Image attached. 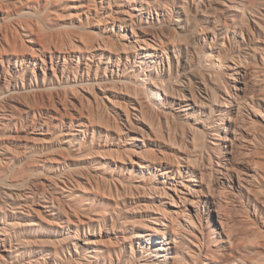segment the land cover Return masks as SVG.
I'll return each instance as SVG.
<instances>
[{
	"label": "rangeland",
	"instance_id": "obj_1",
	"mask_svg": "<svg viewBox=\"0 0 264 264\" xmlns=\"http://www.w3.org/2000/svg\"><path fill=\"white\" fill-rule=\"evenodd\" d=\"M0 209V264L264 257V0H0Z\"/></svg>",
	"mask_w": 264,
	"mask_h": 264
},
{
	"label": "bare ground",
	"instance_id": "obj_2",
	"mask_svg": "<svg viewBox=\"0 0 264 264\" xmlns=\"http://www.w3.org/2000/svg\"><path fill=\"white\" fill-rule=\"evenodd\" d=\"M146 4H149V3H146ZM135 11H139V12H141V11H143V10H145V7H144V5H141V7L140 8H138V7H136L135 9H134ZM96 11V10H95ZM87 17V16H86ZM106 17V16H105ZM90 18V17H89ZM97 21V20H96ZM119 21V20H118ZM122 21V20H121ZM33 24V23H32ZM98 26V25H97ZM125 26V25H124ZM126 29V28H125ZM152 37H154V36H152ZM80 40V39H79ZM151 40V39H150ZM145 41V40H144ZM144 41H142V43L143 44H145V47H143V46H140L141 47V49H144V50H146V53L143 55V57H144V59H146V60H151V59H159V50H158V48H156L155 47V45H150L148 42H144ZM102 42V41H101ZM89 43H91V42H89ZM104 43H105V41H104ZM161 43V42H160ZM92 44V43H91ZM141 44V43H140ZM157 44V43H156ZM83 45V44H82ZM100 45V44H99ZM98 45V46H99ZM45 46V45H44ZM91 46V45H90ZM158 46V45H157ZM131 47V46H130ZM65 48H66V46H65ZM64 48V49H65ZM71 48V47H70ZM78 48V47H77ZM46 49V48H45ZM87 49H88V47H87ZM66 50V49H65ZM117 51V50H116ZM49 53V52H48ZM65 54V53H64ZM162 54V53H161ZM52 59V61H53V57H51ZM63 58V57H62ZM70 58V57H69ZM65 60V59H64ZM156 60H153L152 61V63H155L156 62ZM158 62V61H157ZM139 63V62H138ZM143 63V62H142ZM45 65V64H44ZM150 67V66H149ZM146 76V75H145ZM147 78V77H146ZM145 79V78H144ZM145 81V80H144ZM145 83V82H144ZM139 85V84H138ZM142 85V84H141ZM144 85V84H143ZM145 85H147V83L145 84ZM144 85V86H145ZM165 85V84H164ZM161 86V85H160ZM154 87V86H153ZM165 87V86H164ZM155 88L157 89V91H155L154 90V92H155V94L157 95V97L160 95V90H163V89H161V88H159V87H156L155 86ZM167 88V87H166ZM149 92H151V91H149ZM148 92V93H149ZM153 94V93H152ZM149 95V94H148ZM154 95V94H153ZM229 98H231V97H229ZM157 101H158V99H157ZM234 101V100H233ZM141 109V108H140ZM144 109V108H143ZM153 110V109H152ZM145 113V112H144ZM45 121V120H44ZM86 124V123H85ZM129 125V124H128ZM79 131V130H78ZM224 141H225V139H224ZM226 141H228V140H226ZM226 146V145H225ZM8 150V149H7ZM9 152V151H8ZM18 155V154H17ZM10 159V158H9ZM156 159V158H155ZM190 160V159H189ZM156 161V160H155ZM5 162V161H4ZM145 163V162H144ZM144 166H142V168H143ZM157 168V167H156ZM151 171V170H150ZM172 171L171 170H166L163 174L164 175H168L169 173H171ZM219 172H221V171H219ZM162 174V175H163ZM161 176V175H160ZM50 181V180H49ZM182 184V183H181ZM56 185V184H55ZM183 185V184H182ZM58 186V185H57ZM33 187H34V185H33ZM184 188H185V186H183ZM15 189V188H14ZM188 189V188H187ZM31 190V189H30ZM36 190H38L37 188H36ZM188 191V190H187ZM215 191H216V189H215ZM215 191H213V192H215ZM218 191V190H217ZM261 192V191H260ZM42 193V192H41ZM4 194H6V193H4ZM35 194V193H34ZM33 194V195H34ZM37 194V193H36ZM35 194V195H36ZM162 194H164V195H167V192L166 191H163V193ZM11 195V194H10ZM50 195H52V194H50ZM220 194L218 195L217 194V192H215V193H213V197H212V204H213V213H216V215L218 216V218H220L222 215L223 216H226L223 212H222V203L220 202ZM184 199H186L185 197H183ZM187 200V199H186ZM56 201H57V199H56ZM56 201L54 200V198L51 196V197H46V199H45V207L44 208H54V207H56ZM4 202V201H3ZM58 202V201H57ZM59 203V202H58ZM156 207V206H155ZM1 208H3V207H1ZM61 207H60V205H59V209H60ZM4 209V208H3ZM13 209H15V208H13ZM58 209V208H57ZM1 210V209H0ZM3 211V210H2ZM15 211V210H14ZM21 210H18L17 212H14V213H22V212H20ZM29 211V210H28ZM66 211V210H65ZM64 211V212H65ZM159 211V210H158ZM53 213V212H52ZM76 213V212H75ZM228 214V213H227ZM177 216V215H176ZM187 216H188V214H187ZM228 216H229V214H228ZM16 217H18V216H15V218ZM69 217V216H68ZM192 217V216H191ZM150 218V217H149ZM163 218H164V216H163ZM188 218H189V216H188ZM78 220H80L79 218H78ZM67 221H70V218H67ZM190 221H191V223H189V225H195V222L192 220V218H190ZM225 221H226V219H225ZM183 222V221H182ZM220 222V221H219ZM16 223H17V225L16 226H20V224H21V222L20 221H16ZM127 223V222H126ZM133 223V222H132ZM1 224V223H0ZM134 224H136V222H134ZM221 224H223V222L221 221L220 222V225ZM28 226H33V225H35V223L34 222H30V223H28L27 224ZM127 225V224H126ZM162 226H164V225H162ZM222 226V225H221ZM123 227H125V226H123ZM225 227V226H224ZM227 227V226H226ZM152 229H154V228H149V229H147V231H152ZM229 230V229H228ZM235 231V230H234ZM233 232V231H232ZM235 233V232H234ZM229 234V233H228ZM0 235H3V233L0 231ZM157 236V233H156V230H154V233H144V231L143 232H139V233H136L135 234V238L136 239H143L145 242H147V243H151L152 242V240H153V237H156ZM225 236V235H224ZM122 237V236H121ZM221 237V236H220ZM235 237V236H234ZM255 237V236H254ZM259 237V236H258ZM236 238V237H235ZM260 238V237H259ZM164 239H166V237H164ZM234 239V238H233ZM243 239V238H242ZM245 239V238H244ZM243 239V240H244ZM253 240V239H252ZM233 241V240H232ZM249 241H251V239L249 240ZM238 242H240L239 240L237 241V243ZM256 242V241H255ZM6 244L7 243V240L6 239H1V237H0V244L2 245V244ZM92 242H90V241H88V242H85V244H87V245H90ZM95 243V242H94ZM156 243H161V246L160 247H158V248H156L157 249V251H168L169 249H171V246H170V244L172 243L171 241H170V239H166V241L164 242V241H156ZM192 243V242H191ZM251 243H253V245H254V242H252L251 241ZM259 244H260V242H258ZM19 244H21V243H19ZM19 244H17V246H13V244H12V242H11V249H8V252H13L12 250L13 249H16V250H18L19 248ZM193 244V243H192ZM240 244V243H239ZM243 244V243H242ZM160 245V244H159ZM255 246H256V244H255ZM260 246H262V244L260 245ZM264 247V246H263ZM196 248V247H195ZM225 248V247H224ZM262 248V247H261ZM206 249H207V247H206ZM247 250V249H246ZM4 251V250H3ZM223 251H225V250H223ZM92 252L93 253H96V254H100V253H102V251L100 250V249H93L92 250ZM17 254V256L19 255L18 253H16ZM170 254V253H169ZM150 254H147V256H149ZM152 255V257H154L155 256V254H151ZM171 256V255H170ZM206 258V257H205ZM47 259V258H46ZM238 259V258H237ZM37 260V259H36ZM235 261H239V260H235ZM11 263V262H10ZM37 263V262H36ZM29 264V263H28ZM30 264H32V263H30ZM204 264H206L205 262H204ZM253 264H264V257H260V258H257L254 262H253Z\"/></svg>",
	"mask_w": 264,
	"mask_h": 264
}]
</instances>
